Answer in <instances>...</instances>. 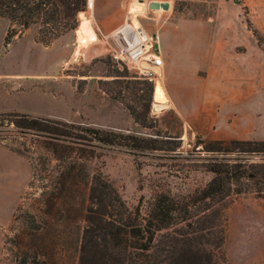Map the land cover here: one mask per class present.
Wrapping results in <instances>:
<instances>
[{
	"label": "rangeland",
	"instance_id": "1",
	"mask_svg": "<svg viewBox=\"0 0 264 264\" xmlns=\"http://www.w3.org/2000/svg\"><path fill=\"white\" fill-rule=\"evenodd\" d=\"M161 1H169L170 9L153 11L150 3ZM134 2L133 15L140 27L149 35H160L164 55L160 72L170 101L160 110L144 90L145 80L113 56L120 49L115 30L124 22L131 24L128 13ZM87 4L88 0L79 12L91 19L98 38L77 55L74 30L44 46L36 42L38 25H31L6 38V44L10 23L0 18V112L84 121L143 138L178 135L180 146L172 158L157 157L158 153L134 158L103 149L88 164L89 173L102 177L119 195L127 238L129 227L154 228L175 205L209 190L215 175L204 159L215 155L202 150V144L190 153L197 136L205 141L264 140V0H91ZM77 18L79 22L78 14ZM251 29L257 30V36ZM154 77L147 81L152 91ZM127 106L143 113L147 109V121L135 122ZM8 144L20 147L18 140ZM231 149L218 157H244L247 166L264 165L262 155H239ZM253 180L220 208L222 242L212 250L216 264H264V198L256 194V190L264 194V179ZM0 184L7 189L0 193V223H6L16 205L8 222L0 226V264H15L4 241L22 229L12 222L16 207L25 197V207H33L40 189L27 187L16 204L18 188L8 181ZM84 204L90 206L88 201ZM202 207L193 214L202 216ZM85 225L77 218L72 225L59 226L63 264H76Z\"/></svg>",
	"mask_w": 264,
	"mask_h": 264
},
{
	"label": "trees",
	"instance_id": "2",
	"mask_svg": "<svg viewBox=\"0 0 264 264\" xmlns=\"http://www.w3.org/2000/svg\"><path fill=\"white\" fill-rule=\"evenodd\" d=\"M86 1L0 0V18L10 23L5 43L9 44L6 38L38 25L36 42L49 45L77 28V14L84 10ZM251 30L257 36V30ZM142 83L146 93L153 94L150 82ZM126 108L135 122L147 121V109L143 113L131 106ZM164 137L143 138L84 121L0 112V144L29 161L32 178L28 188L40 189L33 198V207H25V197L15 209L12 222L21 224L22 229L4 241L14 263L63 264L59 256V245L63 243L59 226L72 225L78 218L86 225L80 235L76 264H216L212 250L222 242L220 208L231 194L243 193V186L253 182L255 176L264 179V165L247 166L244 157L218 155L234 151L232 146L239 155L264 156V140L205 141L197 136L190 153H196L195 148L202 144V150L215 155L204 159L206 168L215 175L209 190L200 198L175 205L154 228L129 227L126 238L119 195L102 177L89 173L88 164L103 149L134 158L155 153L161 158L175 157L179 136ZM13 140L19 141V148L8 144ZM256 194L264 198L261 190H256ZM85 201L90 206L85 207ZM200 204L203 215L198 217L193 212ZM179 223L183 226L171 230ZM162 229L165 232L161 233Z\"/></svg>",
	"mask_w": 264,
	"mask_h": 264
},
{
	"label": "built area",
	"instance_id": "3",
	"mask_svg": "<svg viewBox=\"0 0 264 264\" xmlns=\"http://www.w3.org/2000/svg\"><path fill=\"white\" fill-rule=\"evenodd\" d=\"M120 49L113 56L120 59L138 78L151 81L152 76L164 66V55L159 33L149 35L142 27L136 30L128 23L127 27L114 36Z\"/></svg>",
	"mask_w": 264,
	"mask_h": 264
},
{
	"label": "bare ground",
	"instance_id": "4",
	"mask_svg": "<svg viewBox=\"0 0 264 264\" xmlns=\"http://www.w3.org/2000/svg\"><path fill=\"white\" fill-rule=\"evenodd\" d=\"M138 4L139 6H143V3H138ZM87 5L89 6L91 5V0H88ZM134 6H135V2L132 4V7H130L131 10L128 13V14H132V16L130 17V21H131L130 26L136 30H139L141 27L138 24V20L136 19L135 15L137 11L134 8ZM150 7L154 8L153 11H158V10L168 11L170 9V2L169 1L152 2L150 3ZM133 13H135V15H133ZM78 15H79V24L75 29L76 41H75L74 55L79 54V52L82 49L88 48L90 45H92L97 41V35L92 25L91 19H89V17H86L84 14H82V12H79ZM128 23H129L128 21L124 22L120 27H118L115 30L116 31L115 33L120 32V30L126 28ZM162 75L163 73L159 71L157 73V77L156 78L154 77L153 79L152 97L154 101V106L157 110L166 108L170 105L169 97L167 96V93L162 84Z\"/></svg>",
	"mask_w": 264,
	"mask_h": 264
},
{
	"label": "crops",
	"instance_id": "5",
	"mask_svg": "<svg viewBox=\"0 0 264 264\" xmlns=\"http://www.w3.org/2000/svg\"><path fill=\"white\" fill-rule=\"evenodd\" d=\"M92 25L94 27L93 22ZM74 34H75V30H74ZM75 41H76V34H75ZM86 52L88 51L87 50L82 51L83 54H86ZM231 125L232 122L230 123L227 122L228 127H230ZM226 137H231V135H227ZM31 178H32V168L29 161L25 157L6 149L0 144V182L8 181L9 184H12L11 185L12 187L16 186L18 188V190L16 191V204L22 198L25 189L28 187L29 182L31 181ZM6 190L7 189L5 188V185L0 184V193L5 192ZM15 206L16 205H14V207ZM9 218L7 219L6 223L8 222ZM6 223H0V226L5 225Z\"/></svg>",
	"mask_w": 264,
	"mask_h": 264
},
{
	"label": "water",
	"instance_id": "6",
	"mask_svg": "<svg viewBox=\"0 0 264 264\" xmlns=\"http://www.w3.org/2000/svg\"><path fill=\"white\" fill-rule=\"evenodd\" d=\"M153 92V91H152Z\"/></svg>",
	"mask_w": 264,
	"mask_h": 264
}]
</instances>
